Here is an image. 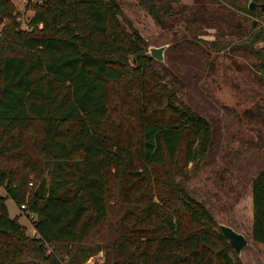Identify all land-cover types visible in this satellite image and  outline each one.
Returning a JSON list of instances; mask_svg holds the SVG:
<instances>
[{
  "label": "trees",
  "instance_id": "trees-1",
  "mask_svg": "<svg viewBox=\"0 0 264 264\" xmlns=\"http://www.w3.org/2000/svg\"><path fill=\"white\" fill-rule=\"evenodd\" d=\"M139 2L158 23L170 11ZM31 8L23 28L0 0V264H82L101 249L104 264H245L179 177L209 152L211 122L178 102L181 80L163 77L118 1ZM6 197L34 213L32 234ZM251 202V239L264 243V164Z\"/></svg>",
  "mask_w": 264,
  "mask_h": 264
},
{
  "label": "rangeland",
  "instance_id": "rangeland-1",
  "mask_svg": "<svg viewBox=\"0 0 264 264\" xmlns=\"http://www.w3.org/2000/svg\"><path fill=\"white\" fill-rule=\"evenodd\" d=\"M117 1L120 20L144 36L147 52L150 45H165L155 66L170 83L176 77L181 80L178 102L211 122L209 152L198 167L190 163L179 177L219 225L226 223L247 238L239 254L244 263L264 264V243L251 239V179L264 164V12L257 8L260 12H251L250 0H157L170 9L158 23L139 0ZM12 2L20 26L29 28L31 5L43 0ZM254 31H260L262 38L249 41ZM4 193L0 185V194ZM5 204L9 215L21 212L18 220L32 234L27 211L9 197ZM104 262L101 249L82 264Z\"/></svg>",
  "mask_w": 264,
  "mask_h": 264
},
{
  "label": "water",
  "instance_id": "water-1",
  "mask_svg": "<svg viewBox=\"0 0 264 264\" xmlns=\"http://www.w3.org/2000/svg\"><path fill=\"white\" fill-rule=\"evenodd\" d=\"M249 8L253 9L255 7H259V9L264 12V1L262 2H255L250 0ZM255 21H253V24ZM165 45H150L148 47L149 54L154 57L155 59L161 60L163 58V49ZM48 189V175L45 173L37 183L35 187V192L39 195H45ZM220 229L225 237L228 239L229 243L231 244L234 252L239 255L241 250L247 245L248 240L247 238L240 232L233 229L231 226L226 225V223H220Z\"/></svg>",
  "mask_w": 264,
  "mask_h": 264
},
{
  "label": "built area",
  "instance_id": "built-area-1",
  "mask_svg": "<svg viewBox=\"0 0 264 264\" xmlns=\"http://www.w3.org/2000/svg\"><path fill=\"white\" fill-rule=\"evenodd\" d=\"M29 184H32V181H29ZM22 207H25V204H20V208H22ZM27 215L30 218H33L34 217V213H32V212H27Z\"/></svg>",
  "mask_w": 264,
  "mask_h": 264
}]
</instances>
